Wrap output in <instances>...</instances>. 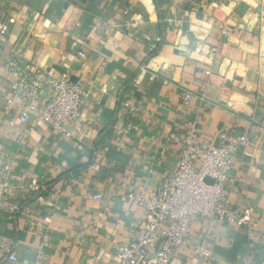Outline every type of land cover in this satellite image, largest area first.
Wrapping results in <instances>:
<instances>
[{
  "label": "crops",
  "instance_id": "obj_1",
  "mask_svg": "<svg viewBox=\"0 0 264 264\" xmlns=\"http://www.w3.org/2000/svg\"><path fill=\"white\" fill-rule=\"evenodd\" d=\"M4 5L0 20L11 14L17 22L0 46V65L19 53L31 69L67 71L85 93L69 138L39 117L44 87L28 123L14 109L0 110V153L13 164L11 201L21 205L14 219L0 210V236L12 241L20 264H113L112 246L139 234L146 216L127 195L153 192L175 170L179 147L170 134L181 139L190 124L202 150L219 144L222 131L250 136L248 154L234 155L224 192L229 208L253 207L261 235L250 248L243 227L195 218L171 264H264L260 0H14L9 11ZM12 83L0 69V90L8 94ZM33 179L47 185L42 194L50 199L51 192L52 204L32 199ZM5 257L0 251V264Z\"/></svg>",
  "mask_w": 264,
  "mask_h": 264
},
{
  "label": "built area",
  "instance_id": "obj_2",
  "mask_svg": "<svg viewBox=\"0 0 264 264\" xmlns=\"http://www.w3.org/2000/svg\"><path fill=\"white\" fill-rule=\"evenodd\" d=\"M0 0V5L9 10L14 0ZM261 14L264 16V0H260ZM263 18V17H262ZM17 22L14 15H6L0 20V46L6 42L11 26ZM80 56H84L82 51ZM0 69L13 76L9 93L0 90L1 111L17 112L21 124L29 122L37 109L36 101L41 89H46V101L39 114L40 119L54 128L62 136L69 138L72 131L69 121L81 116L85 93L78 82L73 81L67 71L57 76L23 64L19 53H11ZM172 142L179 147L175 170L167 175L153 192L139 191L128 194L130 201L145 209L143 229L128 243L114 244L113 264H171L175 249L183 243L189 233L193 219L215 218L221 223L245 229L247 244L254 247L261 235L260 228L252 220L253 207L238 212L227 206L224 185L234 155L238 152L248 154L250 136L247 133L231 134L220 132V143L202 150L194 124H190L180 139L170 134ZM21 142V141H20ZM13 164L10 158L0 153V210L14 219L21 213V205L11 201V178ZM206 179H209L208 181ZM33 200L39 204H52L43 191L47 185L36 179L27 184ZM101 195H95L99 199ZM49 222V217L45 218ZM36 230L43 232L41 222L29 220ZM11 240L0 236V251L5 254V264H20ZM200 255L209 256L206 249H195Z\"/></svg>",
  "mask_w": 264,
  "mask_h": 264
},
{
  "label": "water",
  "instance_id": "obj_3",
  "mask_svg": "<svg viewBox=\"0 0 264 264\" xmlns=\"http://www.w3.org/2000/svg\"><path fill=\"white\" fill-rule=\"evenodd\" d=\"M207 181L209 180V179H206Z\"/></svg>",
  "mask_w": 264,
  "mask_h": 264
}]
</instances>
